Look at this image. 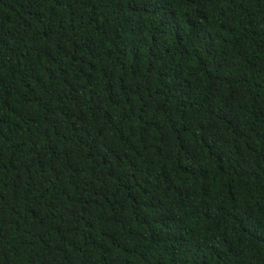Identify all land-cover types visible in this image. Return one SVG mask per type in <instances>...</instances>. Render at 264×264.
I'll use <instances>...</instances> for the list:
<instances>
[{
	"label": "trees",
	"instance_id": "obj_1",
	"mask_svg": "<svg viewBox=\"0 0 264 264\" xmlns=\"http://www.w3.org/2000/svg\"><path fill=\"white\" fill-rule=\"evenodd\" d=\"M0 264H264V0H0Z\"/></svg>",
	"mask_w": 264,
	"mask_h": 264
}]
</instances>
